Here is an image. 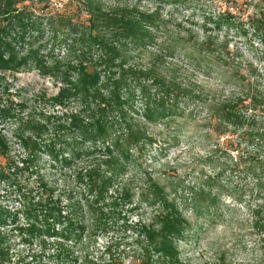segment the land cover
<instances>
[{
  "label": "trees",
  "instance_id": "trees-1",
  "mask_svg": "<svg viewBox=\"0 0 264 264\" xmlns=\"http://www.w3.org/2000/svg\"><path fill=\"white\" fill-rule=\"evenodd\" d=\"M133 1L134 5L105 8L101 0H78L70 12L0 0V160H4L0 185L13 189L20 207L9 210L0 205V264L20 262L12 253L9 226L21 243L38 246L34 258L40 263L183 264L178 243L191 229L186 208L196 218H208L219 211L222 196L242 202V194L223 181L226 166L219 163L220 148L230 176L235 174L237 183H251L247 195L256 204L248 207L250 228L264 242V72L249 62L243 70L216 62L221 82L235 90L207 101L154 66H135L133 55L156 47L166 24L158 3L187 2ZM142 2L156 9L141 10ZM199 2L201 7L220 5L212 14L202 11L204 26L232 31L249 44L256 42L264 60V0ZM210 39L206 35L198 45L181 39L169 52L188 60L189 52L213 56L210 48L217 44ZM29 70L58 84L55 95L34 99L40 111L28 112L24 103L9 98L4 74ZM197 104L208 115L203 137L215 140L206 157L213 174L205 175L200 187L191 189L183 201L151 178L142 180L143 186L134 192L130 174L139 173L144 156L158 144L148 127L165 135L180 131L194 122L192 108ZM12 140L23 153L18 165L10 160ZM45 158L52 168L74 170L78 192L62 196L41 176L39 165ZM85 160L92 164L75 168ZM19 172L34 177L30 188L14 179ZM136 196L139 204L152 208L148 222H133L122 210L132 207ZM117 223L130 234L129 241L121 250L113 242L97 250V240ZM218 264H225L222 257ZM258 264H264V257Z\"/></svg>",
  "mask_w": 264,
  "mask_h": 264
},
{
  "label": "rangeland",
  "instance_id": "rangeland-1",
  "mask_svg": "<svg viewBox=\"0 0 264 264\" xmlns=\"http://www.w3.org/2000/svg\"><path fill=\"white\" fill-rule=\"evenodd\" d=\"M22 1L34 8L47 6L50 10L68 9L70 12L75 10L78 3V0H44L42 3H37L35 0ZM101 2L105 8L116 5H134L133 0H101ZM185 2L187 3L184 5H173L167 1L158 3L157 10L166 24L159 33L160 37L156 47L148 52L133 55L132 62L135 66L141 68L154 66L160 69L163 76H167L168 79L171 78L180 84L182 88L192 92L193 95H200L203 100L207 101L221 99L235 90L234 88L231 89L228 84L221 82L217 73L219 72L217 63H227L235 67L240 66L243 70L249 62L259 71L264 72V60L261 59L260 47L256 42L251 41L249 44L232 31L216 32L211 29L210 24L204 26L202 13L204 11L210 14L216 12L220 7L219 3H206L204 7H201L199 0H185ZM139 6L141 10L151 11L156 9L155 5L149 2H142ZM206 35L211 38L212 43L217 44L216 47L210 48V51L214 52L211 51L213 56L192 55L189 52L187 54L192 59L188 60L180 53H174L172 56L169 52L173 42L176 43L182 39L185 44L196 43L198 45ZM224 41L227 43L226 48L221 47ZM150 52H154L156 56L149 55ZM156 57L159 58L157 61ZM196 59H198V62ZM4 76L9 83V98L17 104L24 103L28 112L41 110V105H38L34 99L41 95L53 96L58 90V84L56 85L49 78L40 76L35 70L15 74L5 73ZM5 97L2 98L5 99ZM190 108L192 107L190 106ZM192 109V120L194 122L188 124L182 130L172 133L176 136L174 140L172 139L173 136H169L172 134H161L158 128L148 127L150 133L157 135L158 144L144 156L139 173L130 174L134 180L133 185H131L134 192H137L143 186L142 180L151 178L159 185L165 186L172 194L174 193L173 196H176L178 201H183L191 189L200 187L201 180L205 175L213 174L209 167V160L206 157L215 140H207L203 137L204 133L208 132L206 123L208 115L203 105L199 106L197 104ZM7 136L9 137V134ZM11 142L10 160L16 165L18 160L22 158L23 153L13 140ZM220 150L218 152L220 156L219 163L226 166V168L223 167L225 175L223 181L228 180L231 188L234 187L238 190L237 194H242V202L237 204L230 198L222 196L220 197L221 206L219 211L209 215L208 218H196L189 207H184L186 208L185 214L191 222V229L186 234L185 239L178 243L180 259L183 264H218L220 257L223 258L225 264H258L264 257V242L259 240L261 235L250 228L248 207L256 204L253 197L247 195L251 183L247 180L246 182L237 183L235 174L230 176L229 162L225 161L226 157L221 148ZM232 156H235V153ZM0 164L3 165L4 160H0ZM89 164H92V162L85 160L75 164V168H84ZM39 167L41 176L60 195L64 196L69 191L78 192L80 187L72 177L74 170L63 171L52 168L51 163L46 158L42 159ZM14 179L20 182L22 186L28 185L29 188L35 180L33 176L28 177V174L20 172ZM204 193L209 194V190L204 189ZM18 204L13 189L0 185V205L7 207L9 210H15L20 208ZM122 210L127 212L126 217H129L133 222L141 219L148 222L152 215V208L144 203L139 204L137 196L134 198L132 207H126ZM201 212H204V210ZM21 222L23 221L21 220ZM12 227H7L6 232L16 262L20 259L19 264L40 263L38 259L34 258L36 254H39L38 246L35 243L29 245L21 243L15 235L16 232L12 231ZM108 230L107 235L101 236L97 240L96 249L101 250L108 242H113L121 250L124 244L129 241L130 234L122 232L120 223L111 225ZM97 250H94L95 253ZM40 264H46V262L43 261Z\"/></svg>",
  "mask_w": 264,
  "mask_h": 264
}]
</instances>
